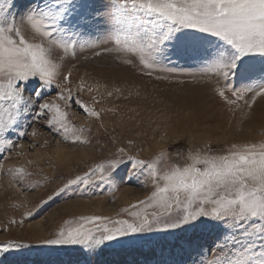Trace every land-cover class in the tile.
<instances>
[{"label":"snow or ice","instance_id":"6c2138e0","mask_svg":"<svg viewBox=\"0 0 264 264\" xmlns=\"http://www.w3.org/2000/svg\"><path fill=\"white\" fill-rule=\"evenodd\" d=\"M13 7L14 0H0V159L22 147L11 135H28L18 129L30 114L35 120L43 118L66 142L90 143V130L71 124L67 109L75 104L97 119L100 112L58 84L62 64L53 58L56 50L63 60L75 58L77 49L100 47L81 39L82 30L90 28L104 29L107 38L102 43L112 47L103 51L120 54L125 64L138 61L144 69L172 71L157 68L161 55L200 58L199 75L215 79L213 91L233 113L251 111L264 99V0H31L19 20L10 12ZM257 57L261 75L253 79ZM230 78H237L240 86ZM53 85L61 91L45 100ZM36 135L33 128L31 136ZM129 165L130 177L146 172L152 188L123 210L128 219L80 216L66 220L56 237L43 243L79 245L89 254H102L123 237L204 228L208 243L198 252V264H264V139L219 151L209 145L189 152L183 164L167 163L163 151L145 160L121 148L83 175L67 179L53 195L72 185L110 183ZM6 173L29 189L39 186V181L28 179L33 173L23 165ZM20 247L8 242L0 251Z\"/></svg>","mask_w":264,"mask_h":264},{"label":"rangeland","instance_id":"374dc122","mask_svg":"<svg viewBox=\"0 0 264 264\" xmlns=\"http://www.w3.org/2000/svg\"><path fill=\"white\" fill-rule=\"evenodd\" d=\"M14 3L10 12L19 20L31 0ZM82 32L81 39L100 47L77 49L75 58L63 60L62 52L56 50L53 58L62 64L57 82L70 88L75 99L100 112V118L88 117L75 104L67 109L71 124L90 130L87 144L64 141L43 118L35 120L31 114L18 129L28 135H11L22 147L0 159V168L5 170L0 171V247L8 242L22 247L8 253L0 251V264H198V252L208 243L204 228L123 237L122 243L111 242L102 254H89L79 245L43 243L55 238L66 220L80 216L128 219L123 210L151 191L146 172L130 177L129 165L122 167L110 183L87 188L72 185L59 196L53 194L67 179L83 175L121 148L127 155L145 160L163 151L167 163L183 164L189 152L209 145L219 151L233 143L260 141L264 139V99H258L251 111L245 108L233 113L213 91L215 79L199 75L203 68L200 58H181L169 52L161 55L157 68L172 71L144 69L138 61L125 64L120 54L104 52L103 48L112 45L102 43L107 38L102 27ZM27 35L31 38L30 33ZM98 51L99 56L95 55ZM259 59L253 79L261 75ZM68 73L71 75L65 81L63 76ZM230 80L240 86L237 78ZM61 87L53 85L54 90H48L44 99H55ZM33 128L37 129L35 137L31 136ZM21 165L33 173L28 179L39 181L38 187L29 189L11 180L6 170ZM49 196L53 199L48 200Z\"/></svg>","mask_w":264,"mask_h":264}]
</instances>
